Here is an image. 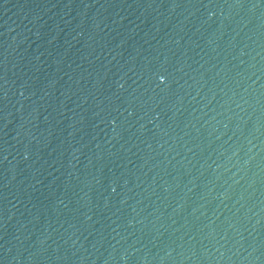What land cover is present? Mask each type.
I'll return each instance as SVG.
<instances>
[{
  "label": "water",
  "instance_id": "95a60500",
  "mask_svg": "<svg viewBox=\"0 0 264 264\" xmlns=\"http://www.w3.org/2000/svg\"><path fill=\"white\" fill-rule=\"evenodd\" d=\"M0 264H264V0H0Z\"/></svg>",
  "mask_w": 264,
  "mask_h": 264
}]
</instances>
